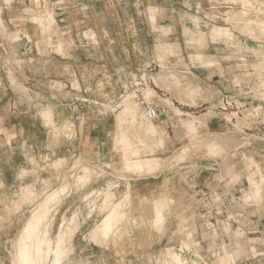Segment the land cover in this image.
Returning a JSON list of instances; mask_svg holds the SVG:
<instances>
[{
  "label": "rangeland",
  "instance_id": "obj_1",
  "mask_svg": "<svg viewBox=\"0 0 264 264\" xmlns=\"http://www.w3.org/2000/svg\"><path fill=\"white\" fill-rule=\"evenodd\" d=\"M262 1L263 0H226L220 2L219 0H211L206 6H193L186 0L176 5L172 4L173 0H166L164 4L166 3L170 8L177 6L179 10L183 12L182 14L185 15V18H194L196 20L197 18H248V20H252L253 18H264V5H262ZM146 16L150 19L149 24L151 23V29L154 32L159 31L161 32L160 34L165 36L171 34L170 26L164 29L161 25L157 24L159 19L172 17L167 7L155 3L149 4V6H147ZM32 18L38 23L42 31L45 32V25L49 24L51 26L54 15L51 11H43L39 16H34ZM38 18H46V20H39ZM219 22L220 21H211L209 25L210 33H204L203 29L196 26L194 27L195 29L185 27L183 29L184 40L181 41L180 44H172L170 41H163L160 39L157 40L155 50L158 53L156 56L158 60H156L157 63L149 64V68L147 69L149 72L143 77L145 81L142 83L144 84L133 86L116 101L110 99L90 104V108L88 105L85 106L86 111L83 113L88 111L90 115L96 119L104 118L112 121L114 120V127L117 131H115V133H117L116 135L122 134V131H124V136L126 135L132 149L136 150V147L137 149L141 148L140 150L138 149V156L131 153L130 150L126 151L129 149H126L129 142H127L128 144L126 145L125 141H122L127 147L124 145L122 146V142H118L121 137L118 138L114 134V137L117 138H114L113 150L119 155V160L99 163L86 160L78 154L76 148L73 150L67 148L66 144L68 142H74L76 139V137H74L75 130L73 121L67 120L66 118L62 121H57L55 118L56 108H54L53 104L39 103L37 96L35 97V94L30 88L21 82L22 79H20V75L26 78V72L23 69L24 61L18 56L16 47L19 41H24L27 44L29 40L23 39V35H21L22 37H17L19 36L18 33L11 34L0 17V43L5 42L6 46L10 47V50L8 48V55L0 53V116L4 115V117L0 119V264H18L12 260V256H14L15 246L18 240L17 235L22 231V226H24L26 223L25 221L29 218L28 216L32 215L31 213H33L38 203L42 200L43 194L64 182L68 184L67 191L60 199V202L54 206L55 208L53 207L54 211L52 208L51 214L49 213L53 217L51 235H54L58 227L64 228L69 226L72 228L73 226V234L67 244V247L71 249L70 258L64 264H114L113 260L115 257L129 255H143L148 263L152 262V264H155V262L153 263L155 259L152 261V257L158 254H160L157 258L158 261H160L162 257L165 260L162 261L163 264H171L170 261H166L165 257L168 253L174 250L178 251V249L173 248L174 244L164 246L156 245L154 241L148 240L149 238H153V235L146 229V225L151 224L153 228L159 230L165 220V211L169 208V200L167 202L163 201V196L166 197L164 193H161L153 201H148L143 197L135 198L132 192L133 184L138 182L137 180L143 176L146 177L147 175L149 177L159 178L161 177L162 171L177 168L181 173L178 193H180L181 196L187 192L192 193V174L199 168L198 165H195V161L204 160L206 156L212 161H218L224 157L225 153L227 154L225 149H223L221 140L218 138L219 132L217 128L212 125L213 123L215 124L214 121L220 119L225 123L227 122L228 126L232 127L234 131L247 128L248 130L253 129L257 132V129L254 127L257 124V122L255 123L254 121L257 119L254 118L255 109L253 105H243V107L238 110L233 108L227 111L222 110L221 107H223V97L225 95H230L237 104H239V101H244L251 95L245 93L246 89L242 87L243 82L257 77L264 78V38L257 42L253 41L248 44V46L241 49L240 46H237L239 40H235L236 37H234L230 29L214 27L223 25L227 27V25L220 24ZM221 23L223 22L221 21ZM255 24L261 26L259 28L262 29L264 33L263 21L259 20L257 23L255 22ZM253 25V23L246 24L244 30L249 32L253 31ZM176 29L179 30V28ZM226 42L233 46L234 55L237 54V58L242 56V54L238 55L237 52H242L249 60L245 62L250 65V68L245 70L247 77H244L245 80L241 81L242 78L240 75L231 76L229 79L233 80L232 87L224 89L221 94L218 93L216 88L210 99H205L206 102L203 104H201V102L189 103L186 101L198 107L192 108L193 111L188 115L185 113H178L175 115V117L181 118L180 121L183 126L184 140L179 149L166 156H161L159 154V151L164 148V132L161 131L159 129L160 127L156 124L157 120H154L153 126L156 127L158 131L154 133L147 129L143 117L135 121L132 120L131 122V116L126 115V117H129H125L122 123V129L118 130L116 114L118 115V112L123 109V106L126 105L125 103H128L129 107L138 116L139 114H144L143 104L138 101V99H141V94L144 96L146 103L158 97H164L163 99L165 100L167 96H174L181 100V96H184L186 100L197 95L198 90H189L186 86L187 77L183 73L178 72L179 67H177V62L174 59L178 57L181 58L182 56L175 54V48L179 46L182 48L186 47L184 50L186 52H192L195 48V52L191 54L193 59L190 60L193 63L189 62L190 65L195 64L197 67H211L214 66L215 63L218 64L223 62L221 64L225 67L227 66L226 63L228 60L233 62L236 60V55L233 56L232 54L228 55V53H218L219 50L216 51V49H220ZM150 43H152V41ZM205 45H208L207 49L210 52L202 53V47ZM187 47H191V49L187 50ZM185 56L187 57V54H185ZM181 61L183 62L184 60L181 58ZM205 62H207V64ZM11 64H13L15 68ZM254 73L257 74V76L254 77ZM150 76H153L152 80L154 85L161 88V91L157 90L151 82L149 83ZM235 84H239L240 86L236 87L234 86ZM51 87L53 91L56 90L54 92L55 96L56 94L58 96L63 89L58 83H56V85L51 83ZM143 87L144 89L139 91V89ZM153 89L157 91L155 92ZM161 93L165 94L163 95ZM45 95L43 96L44 99H46ZM57 96L55 99H57ZM126 99L128 100L126 101ZM170 99H166L169 104H171ZM249 99L250 98H248L247 101H249ZM181 101L184 102L183 100ZM46 104L48 107H51H46ZM198 104L201 105L199 106ZM47 108L49 109L48 111ZM44 111H46V113ZM236 111H238V113H236ZM12 123H15L18 127L25 128L26 132L14 137L11 131H4L3 128ZM188 123L191 124V127ZM30 129L33 131L32 133L28 131ZM121 136L123 137V135ZM159 139H162V142L161 140L158 141ZM261 141L264 142L263 140ZM6 143H30L33 146L29 149L25 144V149L21 151L20 154L16 152L14 155H10L9 152L4 151V145ZM8 147L11 148L10 145H8ZM122 148L126 150L124 151ZM12 157L14 161H11ZM76 158H78V160L80 159L78 165L76 164ZM244 158L245 170L248 172L247 187L245 186V188H243L245 190H243L240 195L241 198L239 196L238 200L235 201L236 204L233 208L234 212L238 210L237 208L244 209L250 205H259L264 198V175L261 168H259L258 163L255 162L253 158L249 156H245ZM155 161L159 164L154 163ZM153 164L158 166L154 167ZM84 165L91 170V175L87 178L86 183L83 182L82 184L81 182L80 185L78 179L77 181L75 180L78 175L82 174L83 169H79L83 168ZM141 165L143 166L142 169ZM214 166H216V164ZM228 169H231V167H228ZM119 171L123 172L120 173ZM258 175L260 176L259 178H257ZM252 182L261 184L260 192L253 196L254 198L242 200L244 199L242 196L244 191L250 193L249 190ZM167 184L170 185V183ZM35 189L39 191L34 194ZM40 189L41 191H45L41 192L42 196L40 195ZM91 189L112 191L113 193H111L113 195L111 200H122L123 212L125 208L124 213H126L125 215L127 216L124 217L125 221L118 224L116 227L117 229H114L115 231L113 232L115 235L112 232L105 240L103 238H97L96 234L92 233L94 232L93 227L99 221V217L101 218L103 216L102 213L104 214L106 212V209L100 210L102 213L99 212V210H97L98 212H89V208L83 200V197L84 194ZM29 190H33V196L36 198L40 195L39 198H35L36 200H34L32 194H28ZM252 193L251 190L250 194ZM128 194L130 195L129 203L127 199L123 197L124 195L129 196ZM236 196H238V193H236ZM220 197V194H216L214 197L215 202L218 204L220 203ZM124 201H126V203ZM98 203L99 201H96L95 205H99ZM149 208H151V217L148 210ZM49 214L48 218H50ZM198 220L201 223V219L199 218ZM241 220L244 221L243 218H241ZM141 231L143 234L139 233ZM213 232L217 234L220 233V238L217 237L216 239L218 243L214 244L210 240V234L212 232L208 234L207 240L213 245L214 249L221 248V253L224 254L223 257L216 258L217 261L215 260V264L238 263L246 252L245 246L242 244L244 240L235 235V239L224 236V234H231L227 231L225 232L220 226ZM91 234L93 235L91 236ZM135 237H137L135 241H132V238ZM187 238L189 239L190 236L188 235ZM183 245L184 244L181 246L185 254L189 251L188 253L191 257V253L196 252L194 254H200L202 255L200 257H203L200 251H192L191 247H187L186 244ZM239 246L242 247L241 249H244V252H239L241 255L237 260L226 263V259L231 255L232 249ZM221 253L217 256H221ZM123 258L124 261L121 264H126V261L130 259L129 257ZM193 260L194 259L190 260L192 264ZM201 260L203 263L208 264L205 262L204 258H201ZM185 263L189 264L188 261Z\"/></svg>",
  "mask_w": 264,
  "mask_h": 264
},
{
  "label": "crops",
  "instance_id": "obj_2",
  "mask_svg": "<svg viewBox=\"0 0 264 264\" xmlns=\"http://www.w3.org/2000/svg\"><path fill=\"white\" fill-rule=\"evenodd\" d=\"M164 1L166 0H0V17L7 30H10L11 34L18 33L17 37L23 35V39L29 40L27 44L19 41L16 47L18 56L24 61L23 69L26 72V78L20 75L21 82L30 88L35 97L37 96L39 103L53 104L56 108L57 121L65 118L73 121L76 139L74 142H66V146L72 150L76 148L78 154L86 160L99 163L114 162L119 160V155L113 150L114 120L96 119L88 111L83 113L86 111L87 104L82 100L90 104L110 99L116 101L133 87V82L137 86L144 84L142 83L145 81L143 77L149 72L147 70L149 64L157 63L156 60H158L156 57L158 53L155 50L157 40L180 44L184 40L183 29L185 27L194 28L196 26L203 29L204 33H210L211 21H220V24L227 25V27L224 25L214 27L230 29L236 37L235 40H239L237 46L241 49L253 41L257 42L264 38L263 30L259 28L261 26L255 24L259 20L264 23V18H253L252 20L248 18H197V21L194 18H185L177 6L170 8L166 3L164 4ZM181 1L185 0H173L172 4H180ZM186 1L193 6H206L208 3V0ZM152 3L167 7L171 13V18H162L157 22L164 29L170 26L171 34L165 36L151 29L150 19L147 18L146 12L147 6ZM262 3L264 5V0ZM43 11H51L54 15L51 26L45 25V32L32 18L39 16ZM38 19L46 20V18ZM251 23L255 25H253L254 30L245 31V25ZM207 46L202 47V53L210 52ZM8 48L10 50V47ZM185 48L181 46L175 48V54L182 56L184 61L182 62L179 57L174 60L179 67L178 72L183 73L188 79L187 88L198 90L197 95L186 100L184 96H181L184 102L174 96H167L165 100L164 97H158L149 102L166 108L165 115L156 119L159 129L164 132V148L159 151L161 156H166L179 149L184 140L181 118L175 117L176 114L188 115L193 111L192 108L198 107L189 104L190 102L203 104L206 102L205 99H210L216 88L221 94L224 89L232 87L233 80L229 78L233 75H240L241 81H244V77H247L245 70L250 68V65H241L240 60L245 55L237 50L238 55L242 54L243 57L237 58L235 54L236 60L234 62L228 60L225 67L221 64L223 62L215 63L211 67L190 65L192 62L190 60L193 59L191 54L195 52V48L192 52L184 51ZM190 49L191 47H187V50ZM217 50H219L218 53L223 52L235 56L233 46L227 42ZM253 76L257 74L254 73ZM152 79L153 76H150L149 83L154 85ZM255 80L256 78L247 80L243 82V86ZM51 83L55 85L58 83L63 88L58 96L55 93L57 99L54 95L56 90H52ZM154 87L162 90L155 85ZM142 89L144 87L139 91ZM156 89L153 90L156 92ZM44 95L46 99L43 98ZM166 99H170L171 104ZM239 103L248 104L249 101L245 99ZM2 117L4 115H1L0 119ZM214 122L215 124L212 125L217 128L218 138L227 154L225 153L224 157L218 161H212L207 156L204 160L195 161V165L199 168L192 174V193L187 192L183 196L178 193L181 173L177 168L162 171L159 178L143 176L133 184V191H131L135 198L143 197L148 201H153L164 193L166 197L163 196V201L169 200V208L165 211L166 217L159 230L153 228L151 224L146 225V229L153 235V238L148 240L154 241L159 246L174 244L173 248L179 249L183 240L186 241L189 235L188 245L191 250L200 251L206 263L215 264L216 258L223 257L224 254L221 253V248L214 249L207 239L208 234L216 231L220 226L225 232L244 240L242 244L246 252L235 264H264V198L259 205H250L244 209L237 208L235 212L233 209L235 201L242 193L241 190L247 185L248 172L245 170L244 157L253 158L264 175V142L261 141H264V137L262 138L260 132L253 129L243 128L240 131H234L227 122L226 124L220 119ZM3 129L11 131L14 137L26 132L25 128L18 127L15 123L8 124ZM28 131L33 132L31 129ZM25 144L6 143L4 151L9 152L10 155L16 152L20 154L25 149ZM26 146L30 149L33 145L27 143ZM11 161H14L13 157ZM259 177L258 175L257 178ZM201 192H207L214 201L216 194L221 195L220 203L215 202L218 215L213 220H203L200 216L201 209L198 206V199ZM148 210L151 217V208ZM239 213L243 214L244 221L235 217ZM139 233L143 234L142 231ZM210 235L212 243H218V241L213 242L212 234ZM136 238H132V241ZM218 238H220V233ZM215 250L222 255L217 256ZM239 252L231 251L226 263L237 260L241 255ZM183 255L191 264L189 253L184 252ZM159 256L160 254L153 255L152 261L155 259L153 263L163 264L162 257L160 261L157 260ZM123 257L130 258L126 264L148 263L143 255ZM123 257H115L113 263L121 264L124 261ZM149 263L152 264V262Z\"/></svg>",
  "mask_w": 264,
  "mask_h": 264
},
{
  "label": "bare ground",
  "instance_id": "obj_3",
  "mask_svg": "<svg viewBox=\"0 0 264 264\" xmlns=\"http://www.w3.org/2000/svg\"><path fill=\"white\" fill-rule=\"evenodd\" d=\"M205 63L207 64V62H205ZM209 63H210V61H209ZM129 95H131V94H129ZM128 99H126V101ZM126 101H124V102H126ZM125 104L126 105L123 106V109L121 111H119L120 113L118 112V115L116 114V116H117V123L116 124L118 126V130L122 129V123L124 122L126 115H130L131 116V119H130L131 122H132V120L135 121L137 119H140V117H143L144 121L146 122V127L149 131L154 132V133L158 131L157 128L153 126L154 120L149 119L147 116H145V114H143V115L139 114V116H138L129 107L128 103H125ZM43 107H45V106H43ZM43 107H42V110H43ZM46 107H48V105ZM49 107H51V106H49ZM48 108H47V111L49 110ZM44 112L46 113V111H44ZM128 117L129 116H127L126 118H128ZM188 125H190V127H191L190 123H188ZM123 132L124 131H122V134H119V135H116L117 133H115V136H117L118 138L121 137V138H119L120 141L118 140V142L121 143L122 141H125V143L127 145L128 144L127 142H129V140L126 138V135L124 136ZM121 135H123V137ZM117 137H114V138H117ZM160 140L162 142V139H159L158 141H160ZM115 143H117V142H115ZM142 144H144V143H142ZM123 145H124V143L122 142V146ZM147 145H149V144H147ZM129 146L131 147L130 142H129L128 147L125 146V147H127L126 149H128V148L129 149L128 150L125 149V150L126 151L130 150L131 153H134L136 156H138L137 153L139 152V150L141 148H138L139 149L138 150L136 147V150H134V149H132V147L130 149ZM122 149L124 150V148H122ZM131 150L134 152H132ZM76 159H77L76 164L78 165L80 159L79 160H78V158H76ZM60 161H63V160H60ZM54 163H55V161H54ZM154 163L159 164L156 161ZM72 164H74V163H72ZM156 164L155 165L153 164L154 167L158 166ZM106 167H107V165H106ZM142 167L143 166L141 165V169H142ZM136 168H137V166H136ZM81 169H83L82 174H80L78 176L76 174L77 178L75 180V181H77V179H78V183H80V185H81V182H82V184H83V182L86 183L87 178L91 175L90 174L91 170L88 167H86L85 165L83 168H80L79 170H81ZM119 172L122 173L123 171H119ZM78 183H76V184H78ZM109 186H111V185H109ZM248 187H250V186H248ZM67 188H68V184L64 182L62 184L60 183L59 186L48 190L47 192H45L43 190L41 191L42 188L40 189V195L42 196L41 192H45V194H43L42 200L38 203V205L36 206V209L33 211V213H31L32 215L28 216L29 217L28 220L25 221L26 223L24 224V226H22V231L19 233L20 236L17 235L18 240L16 239L17 243L15 246L14 256H12V258H13L12 260L17 262L18 264H64L66 261L69 260V255H70L71 249H70V247H67V244H68V241L70 240V238L73 234V226H72V228L69 226L64 227V228L58 227L57 230L55 231L54 235H51V229H52L51 227H52L53 217L50 215L51 209L60 202V199L62 198L63 195H65ZM101 189H91V190L87 191V193L84 194L83 200L86 202V205L89 208V212L99 210V212L102 213V211H100V210L106 209L105 210L106 212L104 214L102 213L103 216L101 218L99 217V221L93 227L94 232H92V233L96 234L97 238H99V239L103 238L105 240L106 238H108L110 236V234L113 231H115L114 229H117L116 227L118 226V224H121L123 221H125L124 217L126 216L125 215L126 213H124L125 208H124V212L122 211V209H123V201L122 200L112 201L111 197L113 195L112 194L113 192L112 191L109 192V190L108 191H102ZM35 190H34V194H35V192L37 193L39 191V190L38 191L37 190L35 191ZM110 190H111V188H110ZM128 190H129V188H128ZM243 190H245V189H242L241 192H243ZM251 190L253 192L252 194H250ZM260 190H261V184H257L255 182H252L251 188L249 190L250 193L249 192L247 193V191L246 192L244 191V193L242 195L244 199H242V200H245V199L248 200V199L252 198L253 196L257 195L260 192ZM127 192L130 193L129 191H127ZM28 194H30V195L32 194V197H34L33 196V190H29ZM40 195H38V198ZM123 197L126 198L128 203H129L130 195L129 196L124 195ZM35 198L36 197H34V200L38 199V198H36V199ZM240 198H241V196H240ZM96 201H99V203H98L99 205H95ZM124 202L126 203V201H124ZM54 208H53V211H54ZM48 214L50 215L49 216L50 218H48ZM97 215H99V214H97ZM113 234H114V232H113ZM211 234H212L213 242L216 241L218 234L216 232H212ZM92 235L93 234H91V236ZM226 236L230 239L236 238V237H234V235H226ZM189 240H190V238L189 239L186 238V241L183 240L184 242H182V243L184 245L186 244L187 247H190L188 245ZM179 248L180 249H178V251L171 250L173 252H170L166 255V257H165L166 261H168V262L170 261L171 264H186L185 262L187 261V259L183 255V253H184L182 250L183 248H182V246ZM187 249H189V248H187ZM232 251L234 253L238 252V251L243 252V249L236 247V248H233ZM194 253H196V252H194ZM194 253H191L193 256V258L191 256V259H194L193 264H205L201 260V258H204V257H200L202 255H200V254L198 255V254H194ZM215 253L217 255L220 254V252L217 250H215Z\"/></svg>",
  "mask_w": 264,
  "mask_h": 264
},
{
  "label": "built area",
  "instance_id": "obj_4",
  "mask_svg": "<svg viewBox=\"0 0 264 264\" xmlns=\"http://www.w3.org/2000/svg\"><path fill=\"white\" fill-rule=\"evenodd\" d=\"M207 2L210 3L211 0H208ZM0 53L3 55H8V47L6 46L5 42L0 43ZM246 61H249L246 57L242 58L240 60L241 65H248L247 63H245ZM133 86H136L134 82ZM236 86L239 87V84H237ZM242 87L246 89V94H251L250 96H248V98H250L249 103L237 104V102L230 95H225L223 97V107H221V109L227 111L228 109L232 110L233 108H236L238 110L239 108L243 107V105H253L255 109L254 118L257 119L256 121H254L255 123L257 122L254 127L257 129V132H260V136L264 137V78L257 77L255 82L245 83ZM140 96L141 99H137L141 104H143V111L145 116H147L151 120H156L160 118V116L165 115L166 108L157 106L154 103H146L144 96L142 94ZM248 98H246V100H248ZM82 101L85 102L90 108V103H88L86 100ZM236 113H238V111H236ZM215 204V201L209 196L207 192L200 193L198 206L201 209L200 216L203 220H213L218 215ZM235 217L241 219L243 218V214H236ZM234 223L238 224V222L236 221H234Z\"/></svg>",
  "mask_w": 264,
  "mask_h": 264
}]
</instances>
